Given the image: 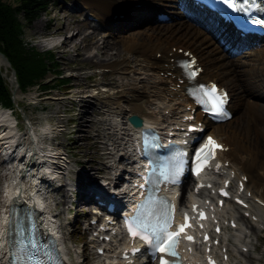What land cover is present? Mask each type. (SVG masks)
Returning <instances> with one entry per match:
<instances>
[{"label":"bare ground","instance_id":"obj_1","mask_svg":"<svg viewBox=\"0 0 264 264\" xmlns=\"http://www.w3.org/2000/svg\"><path fill=\"white\" fill-rule=\"evenodd\" d=\"M148 1H153L159 7L148 5ZM79 3L98 21L93 24L85 20L84 27L81 25L82 28L79 26L80 23L66 22L57 30L62 35L66 34L64 39L58 42V38L49 36L40 41L39 45L52 44L51 47L56 48L62 57L70 61L84 58L94 61V57H98L99 59L95 61L96 67L103 71L108 69L116 72L122 78L119 83L124 92L122 95H114L107 90L106 85L97 87L96 84L88 90L89 92L84 91V94L73 95L74 98H72L80 107L78 115L74 117L78 126L76 132L80 134V131L87 128L85 126H88V123L94 121L97 127L96 140H104L101 149L109 150L110 146V151L103 153L107 155L106 158L118 156L119 151L124 150L120 158L109 166L113 171L110 173L116 175V177H108L111 180L109 186L118 191L117 195L126 193V189L122 190L124 182L121 179L127 177L121 174L118 168H126L124 160L130 164L135 157L133 145L135 138H138L135 132L141 128L131 125L130 115L138 114L145 123L156 124L161 128L166 126V123L178 124V132L181 131V121L192 115L193 105L184 93L180 69L177 67V58L184 57V54L179 52V48H182L193 53L202 66L203 71L199 75V81H217L225 86L232 96L229 107L234 112V116L225 123L212 126V123L205 120L200 112H196L197 120H204L210 128L212 127L209 133L216 135L225 144L219 156L224 163L228 161L229 165H224L219 173L211 177L217 181L220 178L223 180L222 176L226 172L235 174L238 178L246 175V189L243 194L248 202L256 198L264 202V47L253 46L247 42L249 48H246L251 52L247 56L245 52H242L244 43L238 40L227 27L218 24L216 18H212L187 0H78L77 4ZM129 11H131L130 15ZM163 12L169 13L171 19H160L156 16ZM121 14L125 15L126 22L136 20L141 23L146 22V25L142 30L134 33L127 32V27L114 29L115 23L122 25L126 23L116 22ZM108 27L114 31L109 34L100 31V28ZM73 29L77 31L68 35V32ZM91 49H96L95 54L87 55L86 52ZM72 51L77 52L75 58ZM65 64L70 65L66 62ZM75 76L78 80H83L85 74L79 72ZM13 86L16 100L23 97H28L32 101L39 99L37 91L23 92L18 85ZM99 88L100 91L97 92ZM96 96L103 103L98 108L97 103L92 99ZM63 98L51 96L49 99ZM94 111L102 117L92 118ZM12 115L13 120L18 119L15 111ZM49 117H41L44 123L37 129L31 115L25 116V132H21L20 136H23L25 147L29 148L26 152L30 153L25 152L15 169L10 172L14 174L15 179L8 185L7 193L3 195L1 201L0 254L2 258L0 264H7L4 256L8 251L6 235L11 205L26 204L37 208L44 227L58 224V227L62 228L56 218L59 213H52L54 211L50 202L52 195L49 193L63 192L68 183L48 189L51 184L47 186L50 180L45 175L59 176L58 174L62 171L53 168L52 163L55 160L50 158L54 156L53 150L45 148L47 146L43 140L48 134L56 132L58 123L66 121L56 118L55 122ZM10 121L7 111H0V143L6 138L15 139L18 136L15 133V127L10 125ZM18 126V130L21 131L19 123ZM76 138L79 136L76 135ZM1 150L3 147H0V155ZM2 160L5 162V159ZM56 166L58 167L57 164ZM98 172L100 171L93 167L85 172L78 187L81 197L98 192V188L88 187L98 182L96 176ZM131 173L134 174V170L128 174ZM187 193L188 185L184 184L181 203L185 202ZM248 193H251V197ZM62 197V202L67 204V195L63 194ZM208 198H210L209 195L206 199ZM56 199L57 197L53 200ZM228 209L229 204L219 213L225 217L229 213ZM258 210L261 215H264V205H258ZM235 220L239 223V227L233 232L237 240L250 238L251 233L264 225L261 218L256 221L243 218L244 223H240L241 217ZM102 224L107 226L109 223ZM96 231L99 232L98 238L100 235L109 234V231H102L100 228H96ZM58 233L70 264H81L71 259L63 231L59 229ZM114 237L116 238L115 246L104 245L105 249L108 247L109 257L104 259L103 264L115 263V259L120 255V252H117V244L125 243V236L119 228ZM239 252L243 254V251ZM139 261L136 258V262Z\"/></svg>","mask_w":264,"mask_h":264},{"label":"rangeland","instance_id":"obj_2","mask_svg":"<svg viewBox=\"0 0 264 264\" xmlns=\"http://www.w3.org/2000/svg\"><path fill=\"white\" fill-rule=\"evenodd\" d=\"M77 3L78 0H54L53 5H51L47 13L43 14V16L35 20V22L31 25L25 27L23 38L26 42L34 45L41 52L50 50L54 54V59L52 61L53 73L48 74V82L46 83V86H35L27 91H37L39 99L32 101L28 97H23L16 100L13 85H18L16 82L18 80H15L16 77H14L11 67L6 68L3 65L1 68L6 81L10 84L13 90L15 106L10 107L16 112L20 128H22V133L25 132L26 114L31 115L37 129H39L40 125L44 123L41 117L50 116L49 118H52L55 122L56 118H61L63 121H66L58 123L59 126L57 127L55 137H52V139L45 138L43 140L45 141L46 146L49 144L55 146V148L60 149L63 154H66L68 158L67 160L53 158L55 162H59L60 160V165L68 166V168L64 166L62 170L60 169L62 172L58 174L59 176L57 179L52 182L54 186H49V189L60 186L62 183H68V185L65 186V193L64 191L51 192V194L49 193V195H52L50 202L54 213H59L56 217L58 218L59 223H61L64 240L66 245L69 247L71 259L73 261H79L81 264H103L102 262L104 259L96 252L97 245L94 241H92V231L86 230L87 223H89V220L95 214L93 209H95L96 205L95 200L92 199L94 193L81 197L80 188L78 189V187L81 179L85 175V172L93 167L94 169L100 171L96 175L98 182L93 186L88 185V187L101 188L103 186L111 188V186H109V182L111 180H109L108 177H116V175L112 174L113 171L109 166L114 164L116 159L120 158V156L124 153V150H120L118 156L106 158L107 155H103V153L110 151V146L109 150L101 149L103 147L104 140H96L97 127L95 126L94 121H89L91 123H88V126H85L87 128H85L84 131H80V134H78L76 132L78 126L76 125L74 117L78 115L80 107H78L77 102L73 101L72 98H74L73 95L84 94V91L89 92L88 90H91V88L96 84L97 87H104V84L109 92L114 95H122L124 92L119 86L122 78H120L116 72L108 69L103 71L96 67L95 61L99 59L98 57H94V61L85 60V58L79 59L78 61H70L66 57H62L56 48L51 47L52 44L46 46L39 45L40 41L49 36L58 38V42L63 39L66 34L62 35L61 33H58L57 30L66 22L72 24L80 23L79 26L82 28V26L84 27L83 24L85 23L83 22L85 20L90 21L93 24L98 21L97 18L89 13L88 9L84 6L82 7L80 3ZM148 3V5L152 4L151 6L156 7L153 1H148ZM130 13L131 11H129L128 14L130 15ZM124 17V14L120 15L121 19L116 17V22H126V17ZM121 25L122 24L115 23L114 29L127 27V32L134 33L138 30H142L146 25V22L141 23L136 20H131L126 22L124 25ZM114 29L110 27L100 28V31L105 34H109L113 32ZM76 31V29H73L68 32V35ZM263 44L264 43H261V47H263ZM95 52L96 49H91L88 50L86 54L94 55ZM242 52H245L247 56L251 53L248 48L242 49ZM72 53L75 58L77 52L72 51ZM65 62L70 65H66ZM57 71L61 72L63 77L68 78V81L63 84H58L59 80L55 74ZM79 72L85 74L83 80H78L75 76ZM96 91H100V88ZM51 96L64 98L60 100L49 99ZM92 99L97 103V108L101 107L103 104L102 100L98 99V96L93 97ZM58 107H60V109ZM55 110L58 111L55 112ZM166 115H168L167 112ZM101 117V115L96 114V111H94L92 118L100 119ZM211 128L209 127V131ZM76 135H78L79 138H76ZM2 159L3 156L0 155V206L4 195L2 192L3 178L6 177V175H11L8 170H4L6 163H4ZM124 161L126 168L118 169L121 170V174L129 175L128 172L132 169V166L127 160ZM55 162L52 163L53 168H57ZM124 179L126 180L124 177L121 179L122 182ZM100 184L102 186H100ZM63 194H66L68 197L67 204L66 202H62ZM55 197H57V199L53 200ZM80 200L82 202H80ZM228 210L229 213L227 216L233 214L235 217H241L240 223H244L243 218L248 220V217L243 214V210L241 211L239 207L232 202H229ZM253 210V212L261 218L262 221H264V215L260 214L258 206H253ZM100 211L103 210L100 209ZM102 217L103 216H101V219ZM234 231L235 230L227 229L223 236V241L229 249L231 261L234 264H264V225H261L255 232L251 233L250 238H242L241 240H237L233 236ZM243 244L247 245L245 247L248 248V250L243 251V254H241L239 251H242L241 245Z\"/></svg>","mask_w":264,"mask_h":264},{"label":"snow or ice","instance_id":"obj_3","mask_svg":"<svg viewBox=\"0 0 264 264\" xmlns=\"http://www.w3.org/2000/svg\"><path fill=\"white\" fill-rule=\"evenodd\" d=\"M223 3L230 7L235 12L244 14L249 13L250 7L260 8L261 5L257 0H223ZM253 23H264V21L253 20ZM190 55V54H189ZM182 69L189 79L194 78L200 71L195 67V60L181 62ZM200 93L205 96H211L214 100L211 109L205 107L206 111H211L217 119L227 116L225 104L227 103V93L216 88V85L210 84L207 86L201 85L195 93ZM149 145L146 142V147ZM216 148L222 149L213 141L212 137H208V144L203 149L196 153L197 160H200L201 154L205 151L211 157ZM178 174V173H177ZM172 182H175L174 180ZM227 195V193H223ZM153 200L149 199L147 204L141 205L140 210L134 217L126 220V226L129 234L133 237H139L145 241L154 254L158 255L160 264H174L173 261L166 259L167 256L178 257L179 241L186 228L191 227L187 221L189 217L185 214L186 223L177 226L176 231H171L174 222L175 206L166 199H159L153 207ZM201 218H205L203 213H200ZM202 227V226H201ZM189 241L194 242L191 236L186 237ZM207 240V237H205ZM38 248L35 241H29L22 247L21 254L16 257L17 262L22 264H45V261L38 256ZM134 251H136L134 249Z\"/></svg>","mask_w":264,"mask_h":264},{"label":"trees","instance_id":"obj_4","mask_svg":"<svg viewBox=\"0 0 264 264\" xmlns=\"http://www.w3.org/2000/svg\"><path fill=\"white\" fill-rule=\"evenodd\" d=\"M53 3L54 0H0V53L8 58L15 69L23 92L35 86L45 87L48 74L53 73V52H41L23 38L25 27L47 13ZM1 67L0 64V103L15 106L12 87ZM55 74L58 84L68 81L61 72Z\"/></svg>","mask_w":264,"mask_h":264},{"label":"water","instance_id":"obj_5","mask_svg":"<svg viewBox=\"0 0 264 264\" xmlns=\"http://www.w3.org/2000/svg\"><path fill=\"white\" fill-rule=\"evenodd\" d=\"M0 64L1 66L4 65L6 68L7 67L12 68L11 63L9 62L8 58L3 53H0ZM12 72H13L14 77H16L15 80H17L15 69L12 68ZM129 121L135 127H141L143 125V119L137 114L131 115L129 117Z\"/></svg>","mask_w":264,"mask_h":264}]
</instances>
